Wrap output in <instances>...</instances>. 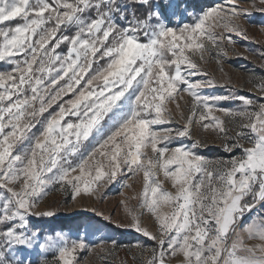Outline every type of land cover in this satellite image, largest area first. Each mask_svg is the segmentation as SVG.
<instances>
[{
    "label": "snow or ice",
    "instance_id": "snow-or-ice-1",
    "mask_svg": "<svg viewBox=\"0 0 264 264\" xmlns=\"http://www.w3.org/2000/svg\"><path fill=\"white\" fill-rule=\"evenodd\" d=\"M188 8L181 0H0V62L11 65L0 70V264H34L37 250L39 264H75L93 245L61 233L42 238L31 217L54 212L36 205L56 186L75 200L125 171L142 174L140 206L157 226L149 231L130 212L128 227L155 242L128 246L149 252L142 264H168L177 255L181 264H264V215L242 228L259 243L246 244L236 232L257 204L264 207V103L202 95L216 85L201 78L208 74L197 62L226 35L243 34L236 21L248 10L236 0ZM186 16L191 23L182 22ZM61 44L66 52L57 51ZM258 87L264 92V82ZM179 91L191 97L190 115L174 136L170 128L160 135ZM233 99L243 108L220 106ZM214 109L247 123L229 137ZM193 122L222 136L225 152L242 154L213 161L197 151L200 141L170 147L191 137ZM161 171L174 191L163 187ZM110 243L96 246L105 264L121 247Z\"/></svg>",
    "mask_w": 264,
    "mask_h": 264
},
{
    "label": "rangeland",
    "instance_id": "rangeland-1",
    "mask_svg": "<svg viewBox=\"0 0 264 264\" xmlns=\"http://www.w3.org/2000/svg\"><path fill=\"white\" fill-rule=\"evenodd\" d=\"M236 2L241 9L248 10L247 15H241L236 21L243 30V34L233 32L230 34V40L226 35L218 46H208L203 53L202 61L197 57L200 68L208 74L207 77L201 78L212 79L216 85L202 89V95L228 96L235 93L236 96L251 98L257 104L264 103V92H261L258 87L260 82H264V12L259 10L264 5H261L260 0H236ZM185 3L189 5V12H199L201 8L222 4L223 0H181V7ZM182 22L191 23L192 17L186 16ZM7 26L14 27L15 24L13 22ZM217 31L222 30L217 29ZM57 51L66 52V45L61 44ZM10 67L9 63L0 62V70H9ZM175 97L174 101L168 103V108L172 113L171 122L161 126L160 135H164L163 129L170 128L171 134L174 136L177 130L183 128L190 115L191 97L183 91H179ZM67 98L69 97H65V99ZM177 103L179 110L176 107ZM220 106L238 110L243 108L242 102L238 99L223 101ZM55 107L53 105L49 111L55 110ZM213 115L221 116L224 119L225 126L229 129V137H235L239 130L237 125L247 123L246 120L223 117L215 109ZM39 128L40 125L37 124L33 132H37ZM195 141L201 142V147L197 149L199 154L209 160L228 159L232 155L240 156L242 154L240 150L233 153L225 152L222 149L223 137L213 131L203 130L196 122L191 125L190 138L173 140L169 146L175 147L178 144L191 146ZM239 143L244 147L251 146L247 140H240ZM158 178L163 181L165 189L174 191L170 181L164 178L162 171ZM142 185V174L130 175L126 171L118 172L115 180L109 182L105 177L97 191L91 194L82 193L75 200L71 196L70 189L63 191L59 186H56L47 191V194L34 209L39 212L53 211L54 215L51 217L33 216L30 223L40 230L42 238L56 237L57 233H61L70 240L83 237L86 242L93 245L91 251L82 250L76 254L75 264H105V261L99 258V249L96 246L103 242L104 245L110 247L112 240H115L121 247L115 254L107 258V264H121V261H126L127 264H142V261L148 258L149 252L145 251L143 256H140L139 251L135 248L128 251V246L139 242L150 249L155 246V242L128 227L132 220L130 212L139 217L143 227L152 232L157 231L154 217L140 206ZM163 211L167 212L170 209L165 206ZM260 215H264V207L257 204L253 212L246 215L241 225L236 229L237 233L245 237L246 244L259 243L258 240L247 239L242 228L253 218L258 219ZM134 254L137 255L136 260L132 259ZM54 255V251L45 254L49 261L53 259ZM41 258L43 257L38 250L33 253L34 264H39ZM182 259L180 255L174 258L169 257L168 264H181Z\"/></svg>",
    "mask_w": 264,
    "mask_h": 264
}]
</instances>
